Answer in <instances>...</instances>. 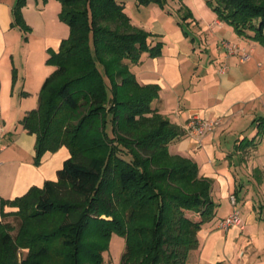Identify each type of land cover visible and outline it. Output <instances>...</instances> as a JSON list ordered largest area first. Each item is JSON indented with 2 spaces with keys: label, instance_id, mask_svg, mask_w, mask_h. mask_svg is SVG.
<instances>
[{
  "label": "trees",
  "instance_id": "1",
  "mask_svg": "<svg viewBox=\"0 0 264 264\" xmlns=\"http://www.w3.org/2000/svg\"><path fill=\"white\" fill-rule=\"evenodd\" d=\"M57 1L69 32L56 51L47 49L54 69L19 123L35 136V165L61 146L69 157L56 180L0 197V264H104L112 234L125 241L121 264H188L197 232L215 215L212 180L192 159L169 153L185 131L154 107L159 86L139 84L129 67L142 53L159 56L163 42L134 26L121 0ZM25 3L15 1L10 26L28 32ZM207 4L237 36L264 48V0ZM182 9L186 21L191 11ZM252 122L255 133L237 148H256L264 137V114ZM10 216L16 227L2 221Z\"/></svg>",
  "mask_w": 264,
  "mask_h": 264
},
{
  "label": "crops",
  "instance_id": "2",
  "mask_svg": "<svg viewBox=\"0 0 264 264\" xmlns=\"http://www.w3.org/2000/svg\"><path fill=\"white\" fill-rule=\"evenodd\" d=\"M11 5L0 1V64L5 55H9L13 62L14 49L20 43L21 31L16 32L18 29L10 26ZM204 10L201 19L192 20L194 24L189 25L191 31L187 32L178 25L168 31V42L159 39L165 34L163 29L151 31L161 36L158 38L163 42L161 54L149 57L147 53H142L136 64H130V69L132 72L136 69L134 75L139 84L159 86L154 107L185 131L182 138L173 141L178 147L175 152L195 161L199 174L212 180L211 197L217 208L213 219L197 232L198 247L190 252L188 264H264V239H260L262 244L257 245L253 238L254 232L264 224L261 216L264 204L259 198L240 196L246 185L240 180L242 174L247 170L249 173L256 166L251 162L254 148L235 146L238 140L245 137V123L250 120L253 124L259 105L264 109V70L260 69L263 63L260 54L255 56V59L258 58L255 65L248 61L240 62L237 56L225 53L222 42L238 43L251 52L260 48L250 39V43H243V38L237 36L230 26L218 21L212 12ZM188 19L185 21L187 24L190 22ZM131 23L142 28L141 23H135L132 18ZM25 37L27 42L23 46L27 47L30 36ZM158 39L154 37L153 43ZM196 41L197 47L194 46ZM51 46L46 42L42 49L57 50L54 45ZM209 49L212 50L210 53ZM27 51L26 61L34 59L32 51ZM40 60L43 63L42 56L36 59L37 65ZM39 68L38 71L31 68L30 74L20 72V77L9 89L2 87L0 81L2 135L9 134L7 143L0 142V197L4 199L21 196L30 187H41L47 180H56L57 170L69 157L68 149L61 146L55 152H45L39 164L35 165V136L28 134L19 123L26 112L36 108L40 87L54 69L52 65L43 64ZM194 81H197L196 85ZM192 115L201 119H219L221 125L211 134L196 140L185 129ZM232 154L240 159L239 163H232L229 159ZM235 166L245 167L242 174H236L235 169L233 171ZM259 178L264 179V174ZM231 196H234L235 204H231ZM217 199H229L232 210L219 214ZM236 205H240L239 209ZM233 210L238 213L242 228L236 225L218 227L220 220Z\"/></svg>",
  "mask_w": 264,
  "mask_h": 264
},
{
  "label": "rangeland",
  "instance_id": "3",
  "mask_svg": "<svg viewBox=\"0 0 264 264\" xmlns=\"http://www.w3.org/2000/svg\"><path fill=\"white\" fill-rule=\"evenodd\" d=\"M0 1L4 3L12 4L11 7L9 8V12L11 15V9L16 0H0ZM27 1L28 0H26L25 5L21 8V13L25 20V23L30 28V31L24 32L23 30L16 27L19 30V31L17 30L16 32H20V31L21 32L19 34L20 43L18 44L16 49H14V52H15L14 60L12 62V60L10 59V56L5 55L0 64V81L2 83L1 86L8 88V89L12 87L15 84L16 79L20 77L19 75L20 72L26 71L27 74H30L31 68H34V71L35 70L38 71L40 70L39 67H41L42 64L43 66H47L48 64L46 63V59H47L48 52L47 50L42 49L43 46L47 42L49 45H52V46L54 45L55 48L57 49L61 39L66 37L69 32L68 26L64 22H62L58 17V12L60 11V7H61V4L59 1L57 0H51V1H46V2H43L42 0H37V1L29 0V2ZM121 1L125 3L126 13L132 18V20L135 23H139V24L141 23L140 25H142V28L144 30L151 33V31L158 32V31H162L163 29L165 31L164 36H162L163 38H159L161 36L157 34H154V36L152 37L153 38L155 37L156 39L159 38L161 40H164L165 42L170 41L168 31H170L171 29L175 27L180 26L185 31L187 30L191 31V28H189V25L194 24L195 20H199L201 19V16H204V11H205L204 9H207L208 12H212L215 15V13L211 10L209 5L207 4V0H167L163 4L162 7L154 3L149 4L147 6L137 5L135 0H121ZM183 6L187 7L191 11V15L189 17L190 22L188 24L181 17ZM192 20H194V22ZM27 35L30 36V40L28 43L29 45H27V47H24L23 44L24 42H27V38H25V36ZM242 42L250 43L251 41L247 38H243ZM235 44H238V43H235ZM254 44L258 45V48L260 49H258V51L256 50L257 52L256 51L251 52L250 49H247L248 53L250 54V61L248 62H250V64L252 65H255V62L258 60V58L255 59V56L259 57L258 54H260L261 57L259 58L261 59L263 63V67H261L260 69L264 70V55H263L264 49L258 43L255 42ZM194 46L195 47L198 46L197 41L194 43ZM28 49L32 51V55L35 57L34 59L30 58L26 61V53L28 52L27 51ZM211 51L212 50L209 49V53ZM12 54H13V51H12ZM32 55H30V57ZM41 56L43 58V63L40 60L41 65L40 64L37 65L36 59H39ZM3 63L6 64L5 67H3ZM130 66L131 65L129 64V67ZM42 68H45V67H42ZM135 70L136 69H133L134 72ZM13 73L15 74V77H13ZM196 83L197 81L193 82L194 85H196ZM259 106L260 108H258V110L255 112L256 113L255 115L257 116L264 114V109L261 108L262 107L261 105ZM167 107L169 108L170 105ZM1 122H2V127L4 128L3 121L1 120ZM220 125L221 124H219V126ZM11 128H13V126H11ZM243 128L246 130V133L244 134L246 138H251L253 134L255 133V130H253L254 123L253 124L250 123V120L247 123H245V126H243ZM215 130H217V128ZM11 132H14V131L12 130ZM227 134L228 133L226 132L225 135ZM8 136H9L8 133H6L5 137L1 135L2 139L0 138V142L7 143ZM176 146H177L176 142H171L168 145L169 153L178 154V152H175L176 149H178V147ZM253 151H254L253 152L254 155L251 159V162L254 163L256 166L250 169L249 173H248V170L244 172L243 174L241 173L243 172V169H245V167L243 166L242 167L235 166V168H233V171L235 169L236 174L241 173L243 175V178L241 175L240 178L242 179L240 180L242 181L243 184H246L243 187L244 189L241 190L242 193L240 196L243 195L244 197V195H246L245 197L250 198V199L251 197H254V199L259 198V200H261V202L264 204V179L259 178V175L264 174V137L259 140V143H257L256 148H254ZM178 155H181V154H178ZM181 156H184V155H181ZM184 157H187V156H184ZM229 159L233 161L232 163H239L240 161V159L234 157L233 154L230 155ZM207 165H209V163H207ZM217 200L220 203V205L218 206L219 214L221 213L224 214L227 211L232 210V205L230 204L229 199H226V200L217 199ZM239 207L240 205L239 206L236 205L237 209H239ZM5 210L15 211L16 208L7 207ZM185 215L191 219H197V216L192 212H185ZM261 216L264 218V209L262 210ZM2 221L9 222L13 227H16L18 223V219L14 216L7 217L3 219ZM261 226L262 228L261 229L259 228L258 231L256 230L253 236L254 242L257 245L262 244L260 239H264L263 238L264 237V224ZM124 246H125L124 238H122L119 235L112 234L109 238L108 249L107 251L103 252L104 264H121V255L124 252ZM24 251H20L21 256L24 254Z\"/></svg>",
  "mask_w": 264,
  "mask_h": 264
},
{
  "label": "built area",
  "instance_id": "4",
  "mask_svg": "<svg viewBox=\"0 0 264 264\" xmlns=\"http://www.w3.org/2000/svg\"><path fill=\"white\" fill-rule=\"evenodd\" d=\"M222 45L225 49V53L227 55H235L238 57L240 62H247L250 60V54L248 51L241 47L238 44L231 43L229 41L223 40ZM220 124L219 119H201L196 115H192L186 123V132L194 137L196 140H200L206 134L213 132L216 128H218ZM3 132L2 122L0 120V138ZM231 204H235L234 196L230 197ZM239 226L242 228L241 220L236 211H232L226 217H224L218 223V227L220 228H228L231 226Z\"/></svg>",
  "mask_w": 264,
  "mask_h": 264
}]
</instances>
